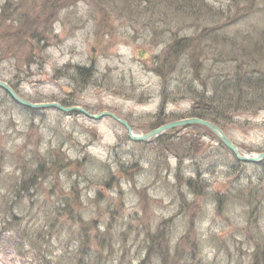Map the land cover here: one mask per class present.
I'll return each mask as SVG.
<instances>
[{
	"label": "rangeland",
	"instance_id": "obj_1",
	"mask_svg": "<svg viewBox=\"0 0 264 264\" xmlns=\"http://www.w3.org/2000/svg\"><path fill=\"white\" fill-rule=\"evenodd\" d=\"M144 1L0 0V79L29 99L111 112L143 134L189 115L190 102L165 98L163 86L172 89L176 77L198 80L197 57L180 54L165 72L157 68L173 39L209 26L211 35L237 40L264 32V0H197L204 18L182 22L172 9L151 16ZM218 19L226 26L218 28ZM213 49L223 51L221 42ZM35 112L29 117L0 88V220L5 203L16 213L9 231L0 229V264H70L81 247L92 264H137L158 225L175 255L171 264H252L255 241L264 242V199L250 210L245 196L264 195V160L234 164L216 137L187 126L139 142L108 116ZM226 127L241 150L264 149V110L232 117ZM187 138L196 158L179 146ZM34 158L52 174L32 176V187L17 195ZM193 169L206 185L198 196L178 186ZM206 191L235 199L217 213ZM157 258L143 264H160Z\"/></svg>",
	"mask_w": 264,
	"mask_h": 264
},
{
	"label": "trees",
	"instance_id": "obj_2",
	"mask_svg": "<svg viewBox=\"0 0 264 264\" xmlns=\"http://www.w3.org/2000/svg\"><path fill=\"white\" fill-rule=\"evenodd\" d=\"M186 1H189V6H186L184 3L180 4V2ZM196 1L197 0H158L156 4H153L150 2V0H145L144 4H142L144 5L143 8L148 10L150 14L152 12L151 16L158 18L161 17L160 12L163 13L165 9H172V12H176V14L179 13L178 15L173 17V20H176L177 22H180L181 20L182 22L184 18L195 20H202V18H204L203 15H206V11L205 9L200 7L198 3L199 1ZM237 1L241 2L242 0ZM174 5L176 7H174ZM131 10H133V7L131 8ZM219 17L221 16H218V18ZM219 21L220 20L218 19V28H223L224 26H226L224 24L227 23L220 24ZM213 25H216V22H213ZM21 26L22 24H17L16 30H20L19 28H22ZM27 30H25L24 33H26ZM213 30H215V28L209 26L207 28H203L196 35L189 34L173 39L172 42H170L168 46L165 47V50L167 51L164 55V61L161 59L162 61L161 63H158L157 68L160 65L163 72H165L169 67H172V64L175 63V58L180 54H192L193 57H197V62H194L192 66L194 67V72H196L199 76V79L196 80L194 77H183L182 79H178L176 77L174 79L172 89H166V87L163 86L164 92L166 93L165 98L173 96L171 99L179 98L180 100H188L191 104V107L189 110L190 116H187L208 120L220 127L226 133V123L232 117L235 118L239 115H250L254 114L257 110H264V32L254 36L249 34L248 37L237 40L236 36H234L233 38H229L226 34L211 35ZM24 33H20V37H18L21 39V36H23ZM208 38L211 40L209 41L210 46L205 43ZM214 42H221V45L223 47V49L221 50L223 51L213 49ZM225 44H227L229 47ZM169 53L174 57L171 60H167ZM157 61L160 60L158 59ZM87 73H89V70L87 71ZM85 77L86 76H84L83 78ZM8 84L14 89L17 94H19L18 90L12 83ZM197 84L202 85L201 89H198ZM72 92L73 91L71 90V93H67L66 95H71ZM23 98L32 102H41L38 97H35L34 99H29L26 97ZM59 103L65 106L70 105L66 103V101ZM20 107L24 111L29 113V117L34 118V114L36 113L34 109L26 108L23 106ZM158 125L159 124H157V126ZM187 128L201 129L215 138L213 133H211L207 128L200 125L193 124L191 126L189 125ZM190 139L191 138L186 139V147L182 143H179V146L185 148L187 152L192 153L193 157L196 158L194 152L190 150ZM219 144L224 146L220 141ZM39 160L41 159L34 158L33 163L35 164H30L29 168L31 169V171L27 172V176H24V174L26 173L24 172L23 176L20 177L17 181V195H22L23 192L32 187V184L29 182L32 176H43L47 172L49 174H52L50 166L47 171H45L44 163ZM233 160L234 164H238L240 166H245L248 164L247 162L237 160L235 157H233ZM250 164L258 166L259 163ZM29 169L22 168V172L24 170L28 171ZM193 173L195 174L190 175L182 182H179L178 186L184 187L187 193H192V195L198 196L201 193L203 194V190L206 188V185L203 179H199L198 170L196 171L193 169ZM23 177L25 179H23ZM177 191L180 192V189L177 188ZM207 191L205 195L216 202L215 205L217 213L223 211V208L226 206L227 200L229 202L231 199H235L234 195L228 196L225 194L221 197H218V194H214L210 197ZM245 197L248 198L246 202L249 204L248 206L251 208L250 210L256 208L257 205L261 203V199H264V195L259 198L252 197L251 194ZM245 208L246 210H248L247 205L245 206ZM13 210L14 209L11 207L9 202L5 203L4 209H2L1 211L2 217L0 220V229L4 228L2 230L4 231V233L9 231L8 226L16 217V213ZM4 211L9 214V216H7V219H3ZM158 227L159 229H155V231L149 234L147 239L145 240V254L137 264H143L144 261L150 256L158 257L157 259L161 258L160 264L173 263L175 255L173 253H170L168 246L165 247V245L163 244L166 241L164 227L160 225H158ZM95 238L98 240V235H95ZM167 258H171L172 260L169 261L167 260ZM251 259L252 264H264V242L260 243L258 242V240L255 241L254 251L251 254ZM40 261L41 260H38V262ZM70 264L92 263L89 260L83 261L81 247V249L73 257Z\"/></svg>",
	"mask_w": 264,
	"mask_h": 264
},
{
	"label": "water",
	"instance_id": "obj_3",
	"mask_svg": "<svg viewBox=\"0 0 264 264\" xmlns=\"http://www.w3.org/2000/svg\"><path fill=\"white\" fill-rule=\"evenodd\" d=\"M0 88H2L10 96V98L13 101L25 107H29L33 109L52 107L62 112L79 111L83 115L89 118H92V119H96L104 115L109 116L124 126L127 132L128 138L132 141H139V142L149 141L152 138L158 137L159 135L165 133L168 129H171L173 127L198 124V125L204 126L207 129H209L219 139V141L234 154L236 159H238L239 161L249 162V163H258L264 160V149L259 153H248V152L241 150L230 140V138L223 132L221 128H219L214 123L208 120H205V119H201L197 117L183 118L179 120L170 121L168 123H164L146 133L135 134L133 133L132 128L127 124L125 120L117 117L111 112L104 111L99 114H90L87 111H85L83 108L78 107V106L65 107V106H61L60 104L56 102L33 103V102L27 101L21 98L20 96H18L13 91V89L1 79H0Z\"/></svg>",
	"mask_w": 264,
	"mask_h": 264
}]
</instances>
